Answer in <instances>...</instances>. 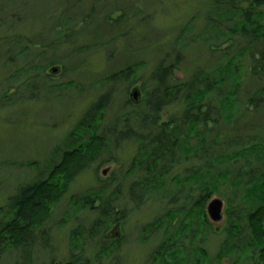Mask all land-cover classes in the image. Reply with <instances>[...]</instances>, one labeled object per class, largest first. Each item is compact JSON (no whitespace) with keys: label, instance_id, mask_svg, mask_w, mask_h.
Instances as JSON below:
<instances>
[{"label":"rangeland","instance_id":"obj_1","mask_svg":"<svg viewBox=\"0 0 264 264\" xmlns=\"http://www.w3.org/2000/svg\"><path fill=\"white\" fill-rule=\"evenodd\" d=\"M211 2L0 0L1 212L19 188L46 178L49 164L57 161L69 135L100 97H107L101 129L115 125L121 130L125 120L137 130L130 117L133 113L143 114L140 106L145 92L154 84L151 75L160 62L174 66L171 76L180 82L188 80L197 69L207 70L220 64L217 48L222 45L201 38ZM260 9L264 12V8ZM235 23L233 20L220 28ZM238 43V37L234 36L233 46ZM52 69L56 72H51ZM127 69L129 76L121 79ZM253 72L252 60L243 58V93L238 97L236 115L239 119L232 128L219 124L217 129L224 135L237 130L233 133L245 139L264 137V104L255 111L248 103V98L264 87V81ZM134 92L136 102L131 98ZM182 111L181 104L170 105L160 114L157 124L179 116ZM137 147L134 140L110 146L101 162L97 161L74 179L60 202L51 207L52 214L45 223L50 248L41 249L40 241L37 242L30 264H68L76 258L81 259L77 264L84 260L86 264H147V257L162 243L163 233L161 230L150 233L143 228L163 217L170 207L159 196L147 198L138 207L128 200V186L142 175V171L131 169ZM109 159L110 162L103 163ZM181 166L166 177L165 189L174 176L182 175L185 166ZM102 189L106 198L118 192L113 208L125 212L120 223L108 228V239L118 241L117 251L99 256L102 236L89 234L80 237V248L78 245L71 250L72 232L80 228L87 231L98 213L97 209H84L70 200L88 190ZM218 189L210 201L223 202L222 220L211 222L206 205L205 216L211 230L207 236L197 238L209 259L216 256L225 238L224 214L230 187L222 183ZM177 223L175 220L172 227ZM112 233L117 237H111ZM23 260L19 251L8 250L1 255L0 264H23ZM227 263L230 258L222 262Z\"/></svg>","mask_w":264,"mask_h":264},{"label":"trees","instance_id":"obj_2","mask_svg":"<svg viewBox=\"0 0 264 264\" xmlns=\"http://www.w3.org/2000/svg\"><path fill=\"white\" fill-rule=\"evenodd\" d=\"M211 1L201 38L222 45L217 48L221 63L211 69H197L180 82L171 76L174 66L160 62L151 75L154 84L140 106L143 114L130 117L137 130L130 127L127 118L129 122L124 120L121 130L115 125L101 129L107 97H100L69 135L57 161L49 164L46 178L19 188L8 198L4 211L0 209V258L4 252L16 250L22 254L23 264H30L37 242L41 249L50 248L45 223L68 186L91 165L101 162L110 146L134 140L138 147L131 169L142 171V175L128 186V200L138 207L147 198L159 196L170 207L163 217L143 228L163 233L162 243L147 257V264H222L227 258L229 264H264V137L245 139L233 133L237 130L224 135L217 129L220 123L232 128L239 119L243 58L252 60L253 73L264 81V12L260 9L264 0ZM233 20L235 24L221 30V25ZM234 36L239 43L233 46ZM127 71L121 79L129 76ZM248 103L258 110L264 104V87L249 97ZM177 104L183 107L180 115L158 125L163 110ZM180 165L185 166L182 175L174 176L165 189L166 177ZM222 183L230 187L225 238L216 256L209 259L197 238L211 230L205 206ZM104 193L103 189L88 190L70 200L98 213L87 231L80 228L72 232L71 250L78 245L80 248V237L89 234L102 236L99 256L117 251L118 241L108 239V228L120 223L125 212L113 208L118 192L107 198ZM175 220L178 223L172 227ZM76 262L81 259H71L68 264Z\"/></svg>","mask_w":264,"mask_h":264},{"label":"water","instance_id":"obj_3","mask_svg":"<svg viewBox=\"0 0 264 264\" xmlns=\"http://www.w3.org/2000/svg\"><path fill=\"white\" fill-rule=\"evenodd\" d=\"M51 72L55 73L56 69H52ZM131 98L132 100H134L133 102H136L135 100L137 98V93L134 92L131 95ZM222 212H223V202L220 201L219 199H213L207 204L206 214L211 222L213 223L220 222L222 220ZM110 236L117 237V235L114 233H112Z\"/></svg>","mask_w":264,"mask_h":264}]
</instances>
